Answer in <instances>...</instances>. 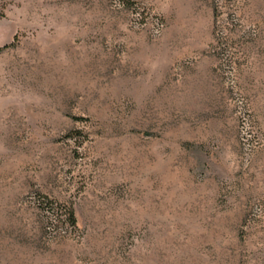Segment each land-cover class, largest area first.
<instances>
[{
  "label": "rangeland",
  "instance_id": "obj_1",
  "mask_svg": "<svg viewBox=\"0 0 264 264\" xmlns=\"http://www.w3.org/2000/svg\"><path fill=\"white\" fill-rule=\"evenodd\" d=\"M0 264H264V0H0Z\"/></svg>",
  "mask_w": 264,
  "mask_h": 264
},
{
  "label": "trees",
  "instance_id": "obj_2",
  "mask_svg": "<svg viewBox=\"0 0 264 264\" xmlns=\"http://www.w3.org/2000/svg\"><path fill=\"white\" fill-rule=\"evenodd\" d=\"M69 216H70L71 224L73 226H75L77 224V220H76L75 213H74L73 209H70Z\"/></svg>",
  "mask_w": 264,
  "mask_h": 264
}]
</instances>
